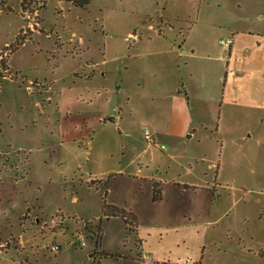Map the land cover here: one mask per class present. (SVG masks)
Returning a JSON list of instances; mask_svg holds the SVG:
<instances>
[{"label": "rangeland", "instance_id": "374dc122", "mask_svg": "<svg viewBox=\"0 0 264 264\" xmlns=\"http://www.w3.org/2000/svg\"><path fill=\"white\" fill-rule=\"evenodd\" d=\"M10 6L0 11V264H142L147 230L170 264H264V75L240 54L225 81L227 38L210 42L222 65L190 56L188 25L160 24L180 9L188 20L197 1ZM177 100L190 110L183 138L169 134Z\"/></svg>", "mask_w": 264, "mask_h": 264}, {"label": "crops", "instance_id": "0c3cea01", "mask_svg": "<svg viewBox=\"0 0 264 264\" xmlns=\"http://www.w3.org/2000/svg\"><path fill=\"white\" fill-rule=\"evenodd\" d=\"M197 1L196 14L188 16V20H182L184 11L180 9L177 13H172L169 17L164 15L160 17L161 25H169L172 23L186 24L188 29L186 32V41L192 40L189 48L190 56L196 58L198 56H206L211 62L224 64V56L213 58L214 52L210 42L214 41L217 36H224L231 41L230 47L225 48L229 54V60L225 65L227 80L228 74L231 76L235 68V59L243 54V57L257 66L258 73L264 75V0H194ZM175 27H170L168 32L175 33ZM183 34V28L179 30ZM165 32V31H164ZM162 33V32H161ZM165 34V33H162ZM224 68L222 66V74ZM222 76H219L221 80ZM228 103L233 107L238 105H250L244 100H231ZM239 107V106H238ZM175 111L181 114L182 118H177L175 122ZM190 110L185 100H177L174 104L171 121L172 126L169 131L171 136L183 138L190 132ZM174 124V126H173ZM153 231L147 230L140 232L139 240L142 243V253L140 261L142 264H170L163 256L159 255L158 250L152 249L150 240L153 239ZM181 239V237L179 238ZM150 242V243H149ZM180 242V241H178ZM150 252L154 253L157 258L156 263H150L146 260V256ZM144 251V252H143ZM186 264H197L190 261Z\"/></svg>", "mask_w": 264, "mask_h": 264}, {"label": "trees", "instance_id": "16d2710c", "mask_svg": "<svg viewBox=\"0 0 264 264\" xmlns=\"http://www.w3.org/2000/svg\"><path fill=\"white\" fill-rule=\"evenodd\" d=\"M12 0H0V11L3 12H8L11 10V3ZM21 1V7L23 12H27V11H33V9L36 8H43L46 4L47 1H57V2H64V3H68L70 5H72L75 8H86L89 4L91 0H20ZM160 194V193H159ZM112 208V213L110 215V217H119L121 219H123L126 223H129L130 220L132 219V216L128 213H126L125 211H120L118 209H115L113 207Z\"/></svg>", "mask_w": 264, "mask_h": 264}, {"label": "built area", "instance_id": "2783aa9c", "mask_svg": "<svg viewBox=\"0 0 264 264\" xmlns=\"http://www.w3.org/2000/svg\"><path fill=\"white\" fill-rule=\"evenodd\" d=\"M219 44H220L221 46H224V47H230V45H231V41H220ZM145 136H146V139H147L148 141L151 140V136H150L149 133L146 132ZM80 242H81V246H85V241H84L83 238L80 239ZM53 250H54V251H57V250H59V248L55 247Z\"/></svg>", "mask_w": 264, "mask_h": 264}, {"label": "water", "instance_id": "95a60500", "mask_svg": "<svg viewBox=\"0 0 264 264\" xmlns=\"http://www.w3.org/2000/svg\"><path fill=\"white\" fill-rule=\"evenodd\" d=\"M131 42H132V40H131ZM110 121H111V122H114V121H115V119H114V118H111V119H110Z\"/></svg>", "mask_w": 264, "mask_h": 264}]
</instances>
